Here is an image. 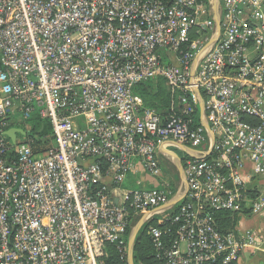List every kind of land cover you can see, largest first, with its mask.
<instances>
[{"label": "built area", "instance_id": "built-area-1", "mask_svg": "<svg viewBox=\"0 0 264 264\" xmlns=\"http://www.w3.org/2000/svg\"><path fill=\"white\" fill-rule=\"evenodd\" d=\"M214 5L0 0V264H107L109 248L128 264L142 218L157 220L147 236L162 264H234L260 249L264 232L222 234L213 215L264 216V185L250 197L264 178V0ZM157 78L164 118L133 91ZM33 116L54 139L39 156L3 133ZM170 147L186 157L180 193L162 179Z\"/></svg>", "mask_w": 264, "mask_h": 264}, {"label": "trees", "instance_id": "trees-1", "mask_svg": "<svg viewBox=\"0 0 264 264\" xmlns=\"http://www.w3.org/2000/svg\"><path fill=\"white\" fill-rule=\"evenodd\" d=\"M133 91L140 97L143 106L145 105V107L154 110L162 118L167 116L171 104V96L161 78L141 82L134 87ZM27 125V128L22 126H19V128L22 127L26 132L25 139L30 142V149L34 156L43 154L53 146L54 139L48 121L33 116ZM176 208L177 206L173 210L175 211ZM246 213L244 212V214ZM213 218L216 229L222 234L233 231L238 220L237 214L228 212L214 213ZM153 225L156 226L157 224L155 223ZM133 252L134 258L140 264H162L155 259L154 249L151 246L148 236L143 231L136 238ZM108 253L109 256L105 260L107 264H125L118 259L112 248L108 249Z\"/></svg>", "mask_w": 264, "mask_h": 264}, {"label": "rangeland", "instance_id": "rangeland-1", "mask_svg": "<svg viewBox=\"0 0 264 264\" xmlns=\"http://www.w3.org/2000/svg\"><path fill=\"white\" fill-rule=\"evenodd\" d=\"M143 107L144 108H147V107H145V105ZM27 127H28V125H27ZM18 140L19 141L24 140V137L18 136ZM200 148L201 149H205L206 148V145H203ZM169 150L175 155L176 159H178L179 161L181 160L184 163V159H186V157H185V155L183 153H181L179 150H177V149H175L173 147H170ZM162 159H163V163H164L163 164L164 166L162 168V173H161L162 174V179H167V183H169L168 188L173 189V190H175V191H177V192L180 193L181 190H182V183H181L180 175L178 173L177 162L175 161V159H174L175 162L173 164L171 162H169L167 160V159H170V156L169 155L163 157ZM143 181H144V185H145L146 188L156 187L159 184L158 180L155 181V179L152 180V179H148V178H145V177H144V180ZM257 182H259L260 184H259V187H257V190H255L256 193L253 192L251 194L250 197L252 198V200H254L258 195H262V193H263L262 191H260V188H261L260 185L263 184V179L257 180ZM248 206L249 205L246 206L245 212H247V213L249 212L250 213L249 209L247 208ZM247 213L244 214V215H247ZM139 220L140 219H137L133 223L132 229H131V232H130V236L133 233V230H134V228L137 225V223H138ZM156 221L157 220L153 219L148 224L143 225V227L139 230L136 238L138 237V235L142 231L145 233V235H147V226H151V225L155 224ZM136 238H135V241H136ZM133 251H134V249H133ZM138 263L139 262L134 258V252H133V255H132V264H138Z\"/></svg>", "mask_w": 264, "mask_h": 264}, {"label": "water", "instance_id": "water-1", "mask_svg": "<svg viewBox=\"0 0 264 264\" xmlns=\"http://www.w3.org/2000/svg\"><path fill=\"white\" fill-rule=\"evenodd\" d=\"M214 9L216 10L217 5H218V0H214ZM215 24H216V29L219 32L220 30V22H219V18L216 15L215 17ZM198 96V100H199V108L200 110L202 109V104H201V96L199 95V93H197ZM206 126V125H205ZM207 127V126H206ZM4 135L10 140V142L12 144L15 143L17 136H22L24 137L26 135V132L23 129L20 128H10L7 131L3 132ZM174 147L180 148L181 150H184L189 156H192V154L194 153L191 149H188L184 146L178 145L173 143ZM170 156L175 159V161L177 162V168H178V173L180 175L181 178V182L183 185H185V181L183 179V175H182V167H181V162L176 159L174 154H170ZM182 196H178L176 198H173L172 200H170L167 205H165L163 207V209L169 208V207H173L175 205H177L181 200H182ZM144 225V218L140 219L137 223V225L135 226L133 233L131 234V236H129L128 239V264H132V255H133V249H134V243H135V238L139 232V230L143 227Z\"/></svg>", "mask_w": 264, "mask_h": 264}, {"label": "crops", "instance_id": "crops-1", "mask_svg": "<svg viewBox=\"0 0 264 264\" xmlns=\"http://www.w3.org/2000/svg\"><path fill=\"white\" fill-rule=\"evenodd\" d=\"M263 185H264V178H263ZM238 216V220L235 224V227L238 223L242 222V225L239 226L238 228L234 227L235 231L236 229H255L257 231H262L264 232V216L260 217H253L249 213L247 215L243 216ZM231 231V232H233ZM234 264H264V243L262 246H260L259 250H253V249H248L243 253L236 261Z\"/></svg>", "mask_w": 264, "mask_h": 264}]
</instances>
